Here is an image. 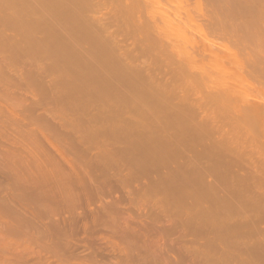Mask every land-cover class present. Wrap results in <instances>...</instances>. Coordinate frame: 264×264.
<instances>
[{
    "label": "rangeland",
    "instance_id": "1",
    "mask_svg": "<svg viewBox=\"0 0 264 264\" xmlns=\"http://www.w3.org/2000/svg\"><path fill=\"white\" fill-rule=\"evenodd\" d=\"M88 1L0 0V29L2 28L0 37L4 36V40H1L3 44H0L3 50L0 46V51L3 53L5 50L6 56L3 54L4 57L12 54L9 57L10 63H13L14 67L22 68L21 70L15 68L17 78L22 80L20 81L22 86L17 85L19 91L16 89L18 98L19 95L26 93L27 95H23V97L29 98L28 101L35 93L39 99L43 96L42 103L37 101L38 97L31 99V104H35L36 100L41 105L38 106L36 103L32 110L35 109V112L27 115L24 110H21L25 105L23 102L25 98L21 101L22 96L18 99L15 98L17 95L10 98L3 93L0 94V101H2L0 104L7 101V104L5 103V106L2 104V106L7 108V105L12 102L8 105L10 108H15L17 112L22 111L25 114L21 119L22 115L19 113V119L23 122H19V126L18 122V125H14V121L12 123L11 119L8 120L11 116L8 118L7 113L8 119L0 120V127L3 126L1 128L3 130L0 131L6 130L5 132H7L9 129L8 133L11 134L9 139H13L12 135H14L13 140L15 141L16 136L21 139L24 136L26 139V136L32 132L30 127H25L28 131L25 130L19 134L18 128L21 132L22 128L20 129V127L26 125L31 126L32 129L33 125V128L36 129H33L36 134L33 139H38L35 146H33L34 144L29 145L35 141L30 143L29 140H32L30 139L32 136L27 137L28 142L20 140L21 143L23 142L21 144L23 146L21 149L18 148L19 151L26 153L23 155H28V158L31 155L26 163H20L19 159H15L18 162L13 161L14 158H11L10 162L9 158L8 161L6 159V163L3 159L5 154L0 153V157H2L0 158V188L3 187L2 189L5 188L4 190L8 191L11 190L9 187H12L15 190L9 191L17 194L26 190L24 192L26 197H32V194L36 193V189L38 192L47 188L44 179H39L43 175L40 176L38 173H46L52 167L50 165L46 167L45 163L36 162V160L33 161L30 149L32 147L35 150L38 149L37 145H40L42 136H47L45 134L40 136L43 131L46 133L47 130L38 132L43 129L39 126L47 127L48 134L54 138V135H57L55 127L58 128L56 130H59L58 126L61 124L65 127L63 128L64 132L70 133L69 138L61 137L68 142L67 145L71 143L74 148L72 150L75 151L74 154L76 151L85 149L95 155L96 159L106 160V163L108 161L113 168L117 164L120 173L135 174L136 184L132 180L133 185L138 184L139 187L140 184L142 188L150 191L149 196L144 200H147L150 206L160 209L162 213L160 222L168 228L164 238L168 242L176 241V243L174 242L177 245L174 258L175 261L177 260V264H264V116L258 117L254 114L252 117V113L247 116L244 111L246 105H241L244 108L241 109L242 107H238L237 104L239 102V104H247L251 107L253 104V107L256 104H259L258 107L264 106V0ZM133 1L134 3L138 1V4L132 3ZM163 9L168 10L167 12L163 11L165 16L161 15L166 19L163 22L168 23V20L173 19L171 21L173 23L169 21V26L163 22L161 24L163 18H160V21L159 18L157 19L156 14H162ZM116 13L117 15H115ZM114 15L120 18L117 17L120 20L115 23L117 25L113 23L116 18H113V24L110 23V19L115 17ZM72 17L74 18L72 19ZM152 19L158 20L159 24H156L155 20L153 22ZM105 21L110 24L108 27L106 26V29H102ZM2 23L3 25H1ZM4 23L6 24L4 25ZM62 23L68 27L67 31ZM122 25H124L123 28L118 29ZM158 25L164 26L161 29L158 28ZM125 30L128 31L123 32ZM79 33L81 34L79 35ZM10 36L13 38L11 39ZM80 36L81 38H79ZM69 38L71 40L73 38L74 42ZM7 39L13 46L9 42V46L8 44L4 45ZM1 41L0 43H2ZM10 46L14 53L11 52ZM172 46L176 48L174 49ZM130 51H134V53ZM7 52L10 54L8 55ZM15 53L18 58L14 55ZM80 53L84 56L82 57ZM193 55L196 56V59L193 58ZM26 64L30 67L25 66ZM90 64L92 65L90 66ZM38 68L42 69L44 74ZM39 73L45 81H42L41 85L37 82L34 85L35 81L33 80ZM29 74L33 77L26 76ZM203 77H205L204 80ZM215 78L217 81H221L220 84ZM212 79L216 83L212 82ZM216 84L220 88L219 90L216 88ZM229 84L237 86L233 89L227 88L229 92L235 90L231 93L234 94L236 100L233 96L229 97L232 101H227L228 98L225 99L230 93L226 97L219 94L224 91L227 93L224 87ZM221 87L224 89L222 90ZM38 93L40 94L38 95ZM209 94L219 95L213 97ZM209 96L213 97L212 100ZM5 97L9 100H3ZM222 97L225 98L222 100ZM204 99H207V102ZM209 99L210 102H208ZM28 101L27 103H29ZM233 101L236 102L232 103ZM14 105L16 107H13ZM5 108H1L3 114L6 113L4 112ZM26 108L24 109L26 110ZM261 108L264 107L261 106ZM15 118L17 119L16 116ZM19 119L17 120L19 121ZM222 121L224 122L222 123ZM48 124H53V129L50 128V125L48 127ZM16 126H19L14 129L17 134L13 130ZM36 127L39 129L37 130ZM10 130H13L14 134ZM5 132L2 133L10 137V134L6 135ZM57 138L58 136L55 139ZM5 139L3 138L4 141ZM7 139L4 148L10 145ZM43 141L46 140L43 139ZM65 142L63 144H66ZM1 143L4 144V142ZM0 145L2 146V144ZM28 145L31 147L30 149L26 148L29 153L24 152V146L29 147ZM59 146L62 147V145ZM0 148L2 151L4 150L3 146ZM40 152L38 157L41 154L44 159V152ZM75 156L73 155V157ZM45 157L47 156L45 155ZM30 160L37 163L40 169L36 167L35 163V167L31 166L33 162ZM2 161H5L4 164ZM106 163L101 165H109ZM4 165L7 167L5 168ZM117 165L115 168H118ZM111 166L108 167L111 168ZM32 167L37 168L35 172ZM26 168H30L33 173H36L34 175L32 172L29 173L31 177L33 175L32 178L36 175L40 176L37 178L38 180L33 179L32 182ZM80 168L82 170V166ZM13 174L14 176L16 174L17 180ZM10 175L13 178L10 179ZM20 176L23 179L18 178ZM2 178L6 179L2 181ZM28 179L32 183L27 181ZM2 183H6V185ZM27 193L30 196H27ZM125 193L127 192L119 187L116 192L108 193L111 195L106 196L105 200L102 199V201L104 200L102 203H100L101 200H94L95 203L93 201L90 205L94 208L101 207L118 195L124 194L125 198ZM84 205L89 207L87 203ZM84 210L89 211L86 207ZM44 216L42 219L45 218ZM50 218L44 220L48 222ZM95 226L96 230L100 227L97 224ZM103 226L99 229L101 234H104L105 231L108 232L110 227ZM102 228H106V230ZM99 232L97 230L95 234L100 236ZM82 234L80 235L84 236ZM95 234L91 236L96 238ZM99 236L97 238H101ZM119 236L121 235L116 236L118 240ZM13 237L15 239V236ZM13 237L7 238L8 240L12 238V242L18 243ZM7 238L5 243L8 241ZM20 239L17 241H21ZM82 239L86 240V235ZM12 242L9 243L12 244ZM105 243H102L105 246V255L107 256L106 253L111 252L106 259L110 260L115 255L114 247H110V244L113 246L114 244L112 242ZM9 246L11 245H8L7 248ZM16 246H14L16 251L19 249L28 254H22V252L20 254L19 250L16 253L13 250L16 255L15 253L12 255L13 251L11 250L9 259L11 257L13 259V256L17 258L20 254L18 259L20 258L21 262L15 258L17 264H26L28 261L26 259L31 261L32 257L34 264H40L41 261L35 262V258H37L35 256H40L37 253L40 252V249L37 251L33 247V251L30 252L26 248L28 250L26 252L25 246L24 248L18 244ZM86 248L89 249L86 246H80L78 249L84 251ZM0 250L5 252V254L2 253V256L3 254L8 256L6 254L8 249L6 252L4 248L0 247ZM117 250H120L119 246ZM34 254L36 255L34 256ZM2 256L0 254V263L5 259L4 256L2 259ZM22 256H25L26 259ZM149 258L140 262L136 260L132 263L141 264L146 261L145 264H154ZM9 259H5L2 263L10 264L12 259L10 261ZM172 259L173 257L168 255L167 260ZM32 261L29 264H32ZM12 263H14L13 260ZM41 264L45 263L41 262Z\"/></svg>",
    "mask_w": 264,
    "mask_h": 264
},
{
    "label": "bare ground",
    "instance_id": "2",
    "mask_svg": "<svg viewBox=\"0 0 264 264\" xmlns=\"http://www.w3.org/2000/svg\"><path fill=\"white\" fill-rule=\"evenodd\" d=\"M67 1V0H66ZM70 1V0H69ZM85 1V0H84ZM87 1V0H86ZM90 1V0H89ZM88 1V2H89ZM94 1V0H93ZM96 1V0H95ZM104 1V0H103ZM107 1V0H106ZM135 1V0H134ZM134 1L132 2V3H134ZM143 1H145V0H143ZM147 1V0H146ZM145 1V2H146ZM60 2V1H59ZM58 2V3H59ZM83 2V1H82ZM105 2V1H104ZM138 1H136V3H137ZM72 3V2H71ZM84 3V2H83ZM95 3V2H94ZM98 3H99V1H98ZM136 3H134V4H136ZM92 4V3H91ZM138 4V3H137ZM140 4V3H139ZM66 5V4H65ZM88 5V4H87ZM93 5V4H92ZM131 5V4H130ZM70 7V6H69ZM72 7H74V6H72ZM131 7H132V5H131ZM131 7H129V8H131ZM61 8H63L62 6H61ZM76 8V7H75ZM133 8V7H132ZM66 9V8H65ZM72 9V8H71ZM61 10H63V9H61ZM87 10V9H86ZM58 11V10H57ZM80 11H82V10H80ZM150 11V10H149ZM163 11H165V9H163L161 12H163ZM168 11V10H167ZM167 11H165V12H167ZM63 12V11H62ZM65 12V11H64ZM67 12V11H66ZM157 12H160V11H157ZM60 13V12H59ZM77 13V12H76ZM75 13V14H76ZM151 13V12H150ZM154 14H156L155 12H153ZM170 13V12H169ZM78 14V13H77ZM153 14V16H156L157 15V19L160 21V18H163L162 20H161V24H162V22H163V20H166V19H164V17H162L163 15H164V12L161 14L160 13V15L157 13L156 15H154ZM166 14V13H165ZM62 15H63V13H62ZM68 15V14H67ZM115 15H117V13L115 14ZM114 15V16H115ZM118 15H120L119 13H118ZM160 17H159V16ZM162 15V16H161ZM56 16H57V14H56ZM66 16V15H65ZM73 16H74V14H73ZM76 16V15H75ZM112 16H113V14H112ZM165 16V15H164ZM168 16H170V15H168ZM57 17H59V16H57ZM118 17V16H117ZM117 17L115 16V17H111V22L109 21V20H107L108 22H110V23H112L113 21H114V19H115V21L113 22L114 23V25H117V24H115V23H118L117 22V20H119V19H117ZM67 18V17H66ZM69 18V17H68ZM67 18V19H68ZM74 17H72V19H73ZM78 18V17H77ZM114 18V19H113ZM152 18V17H151ZM154 18V17H153ZM165 18H167V17H165ZM170 18H172V17H170ZM170 18H168V19H170ZM81 19V18H80ZM109 19V18H108ZM78 20V19H77ZM153 20V22H154V20L155 21H157L156 22V24L159 22L158 20H156V19H152ZM173 20V19H172ZM171 20V21H172ZM60 21V20H59ZM79 21V20H78ZM120 21V20H119ZM169 21L170 20H168V23H169ZM170 21V22H171ZM1 22V21H0ZM61 22H63L62 20H61ZM67 22V21H66ZM76 22V21H75ZM106 22V21H105ZM122 22H123V19H122ZM69 23V22H68ZM77 23V22H76ZM75 23V24H76ZM109 23V24H110ZM112 23V24H113ZM126 23V22H125ZM168 23L166 22H163V24H166V25H168ZM171 23H173V22H171ZM6 23H4V25H5ZM60 24V23H59ZM63 24V23H62ZM61 24V25H62ZM80 24V23H79ZM83 24H84V21H83ZM105 24H107V22L106 23H104V26L103 27H101L102 29H106V26L108 27V25L109 24H107V25H105ZM111 24V25H112ZM155 23H154V25H156ZM159 24V23H158ZM1 25H3V23L1 24ZM68 25V24H67ZM82 25V24H81ZM119 25V24H118ZM121 25V24H120ZM126 25H127V23H126ZM170 25V24H169ZM168 25V26H169ZM65 26V23L63 24V27ZM70 26V25H69ZM83 26V25H82ZM100 26H101V24H100ZM100 26H98V27H100ZM123 26L124 25H122V27H119L118 29H120V28H123ZM159 26V25H158ZM157 26V27H158ZM162 26H164V25H161V27L159 26L158 28H161L162 29ZM62 27V26H61ZM76 27V26H75ZM79 27V26H78ZM118 27V26H117ZM126 27V26H125ZM165 27H167V26H165ZM164 27V28H165ZM59 28V27H58ZM65 28H66V31H67V26H65ZM110 28H111V26H110ZM168 28V27H167ZM2 29V28H1ZM0 29V30H1ZM62 29V31H63V28H61ZM73 29V28H72ZM71 29V30H72ZM95 29H97V28H95ZM5 30V29H4ZM65 30V29H64ZM74 30V29H73ZM80 30H81V28H80ZM87 30H88V28H87ZM92 30H93V28H92ZM122 30V29H121ZM124 30V29H123ZM94 31V30H93ZM93 31L91 32L92 34H93ZM108 31H109V29H108ZM115 31V30H114ZM126 31H128V30H125V31H123V32H126ZM4 32V31H3ZM2 32V33H3ZM7 32V31H6ZM14 32V31H13ZM119 32V31H118ZM5 33V32H4ZM63 33H64V31H63ZM70 33H71V31H70ZM74 33V32H73ZM98 34H99V32H97ZM115 33V32H114ZM113 33V34H114ZM0 34H1V32H0ZM9 34V33H8ZM81 33H79V35H80ZM84 34V33H83ZM102 34V33H101ZM100 34V35H101ZM112 34V35H113ZM119 34H121V33H119ZM125 34V33H124ZM123 34V35H124ZM127 34V33H126ZM131 34V33H130ZM12 35H13V33H12ZM63 35V34H62ZM67 35H68V33H67ZM111 35V34H110ZM128 35V34H127ZM126 35V36H127ZM85 36V35H84ZM91 36V35H90ZM97 36V35H96ZM122 36V35H121ZM129 36V35H128ZM4 37V36H3ZM3 37H0L1 39H0V41L3 39ZM70 37V36H69ZM76 37V36H75ZM78 37V36H77ZM103 37V36H102ZM107 37H109V36H107ZM111 37V39H112V36H110ZM114 37V36H113ZM5 38H7V37H5ZM10 38H11V36H10ZM13 38V37H12ZM11 38V39H12ZM57 39H58V36L56 37ZM68 38V37H67ZM67 38H66V40H67ZM71 38V37H70ZM69 38V39H70ZM79 38H81V36L79 37ZM82 38H83V36H82ZM86 38V37H85ZM89 38V37H88ZM87 38V39H88ZM93 38H96V37H93ZM100 38V37H99ZM126 39H127V37H125ZM60 39V38H59ZM75 39H77V38H75ZM4 40V39H3ZM71 40V39H70ZM81 40V39H80ZM92 40V39H91ZM95 40V39H94ZM98 40V39H97ZM99 40H101V39H99ZM114 40V39H113ZM13 41V40H12ZM58 41H60V40H58ZM72 42H74L73 41V38H72V40H71ZM85 41V40H84ZM96 41V40H95ZM103 41V40H102ZM184 41H185V39H184ZM2 42V41H1ZM6 42V43H5ZM4 42V45H6V44H8V46H9V39H7L6 41ZM9 42V43H8ZM13 42H15V41H13ZM78 42V41H77ZM81 42H83V41H81ZM101 42V41H100ZM176 42V41H175ZM66 43V42H65ZM76 43V42H75ZM79 44H81L80 42H78ZM180 44H182L181 42H179ZM0 44H3V42L2 43H0ZM11 44V43H10ZM15 44V43H14ZM171 44V43H170ZM176 44H178V43H176ZM175 44V45H176ZM136 45V44H135ZM1 46V45H0ZM11 46H13L12 44H11ZM10 46V49L12 48ZM133 47V46H132ZM131 47V48H132ZM4 48V47H3ZM7 48V47H6ZM172 48H174L173 46H172ZM176 48V47H175ZM174 48V49H175ZM134 49V48H133ZM1 50H3L2 49V46H1ZM135 50V49H134ZM5 51V50H4ZM4 51H3V53H2V51H0V94L1 93H3V94H5L6 95V97H12V96H14V95H17V96H15V98H18V93H16L17 91H16V89H17V85L19 84V86H22V84H20V83H22V82H20V81H22L21 80V78L19 79V78H17V71H16V69L17 68H19V67H14L13 66V63H10V59H9V57H10V55H12V54H8V52H7V54L9 55L8 57H4V56H6V54H4ZM14 50L13 49H11V52L12 53H14L13 52ZM175 51V50H174ZM130 52H133L134 53V51H130ZM20 53V52H19ZM85 53V52H84ZM3 54H4V56H3ZM21 54V53H20ZM81 54V53H80ZM130 54V53H129ZM16 57H17V55H16V53L14 54ZM82 55V54H81ZM89 55V54H88ZM84 55H82V57H83ZM88 57V56H87ZM91 57V56H90ZM189 57H192L191 55H189ZM196 57V56H195ZM194 57V55H193V58L194 59H196ZM8 59V61H7V59ZM11 58L13 59V56H11ZM18 58V57H17ZM20 58V57H19ZM79 58V57H78ZM193 58H191L193 61H194V59ZM86 59H88V58H86ZM191 59H189L190 60V62H191ZM14 60H16V59H14ZM20 60V59H19ZM18 60V61H19ZM75 60V59H74ZM83 60V59H82ZM22 61H24L23 59H22ZM79 61V60H78ZM84 61V60H83ZM87 61H89V60H87ZM16 62V61H15ZM21 62V60L19 61V63ZM25 62V61H24ZM77 62V61H76ZM93 62V61H92ZM91 62V63H92ZM23 63V62H22ZM27 63V62H26ZM94 63V62H93ZM14 64H16V63H14ZM86 64H88V63H86ZM97 64V63H96ZM99 64V63H98ZM102 64V63H101ZM17 65H18V63H17ZM20 65V64H19ZM23 65V64H22ZM92 64H90V66H91ZM100 65V64H99ZM25 66H28V64H26ZM79 66V65H78ZM102 66V65H101ZM24 67V66H23ZM30 66H28V68H29ZM36 67V66H35ZM39 67V66H38ZM80 68H81V66H79ZM16 68V69H15ZM27 68V67H26ZM78 68V67H77ZM79 68V69H80ZM94 68V67H93ZM101 68V67H100ZM20 70L22 69V68H19ZM18 69V70H19ZM33 69H34V67H33ZM37 69V68H36ZM39 69V68H38ZM98 69V68H97ZM42 70V69H41ZM40 69H39V71H41ZM92 70H94V69H92ZM96 70V69H95ZM100 70V69H99ZM24 71V70H23ZM30 71V70H29ZM35 71V70H34ZM38 70L36 71L37 73L39 72ZM81 71V70H80ZM91 71V70H90ZM89 71V72H90ZM32 72V71H31ZM30 72V73H31ZM88 72V73H89ZM41 73H42V71H41ZM23 74V73H22ZM42 74H44V73H42ZM94 74V73H93ZM209 74V73H208ZM24 75V74H23ZM211 75H214V74H211ZM18 76H19V74H18ZM26 76H31L30 74L29 75H26ZM41 75H40V73H39V75H37V76H35L36 78L33 80L32 78V80L33 81H35V84L34 85H36V82L39 84V85H41L42 84V81H45V79H42L41 77H40ZM208 76V75H207ZM216 76V75H215ZM19 77H21V76H19ZM31 77H33V76H31ZM211 77V76H210ZM24 78V77H23ZM204 78L205 77H203V80H204ZM29 79H30V77H29ZM209 79V78H208ZM216 79V78H215ZM218 79H220L219 77H218ZM25 80V79H24ZM31 80V81H32ZM203 80H201V81H203ZM26 81V80H25ZM30 81V82H31ZM207 82H208V80H206ZM212 82H214V83H216V81H217V79H216V81H214L213 79L211 80ZM27 82H29V80H27ZM205 82V81H204ZM206 82V83H207ZM210 82V81H209ZM217 82H219V80L217 81ZM221 82V81H220ZM220 82H219V84H220ZM224 82V81H223ZM32 83V82H31ZM27 84V83H26ZM44 84H45V82H44ZM224 84V83H223ZM226 85V84H225ZM213 86H215V85H213ZM212 86V87H213ZM231 86V87H230ZM236 85L234 84V86H232V84L230 85L229 84V86H225L224 88H226L225 90H227V93H222L221 91H219V92H221V93H219V94H221V96H223V95H225V97L227 96V94L228 93H230V95H228V97H222L221 99L223 100V98H225V99H227L228 98V100L227 101H232V100H230V98L229 97H231V96H233L234 97V94H232L231 92L233 91H235V90H231L230 92L228 91V87L229 88H231V89H233L234 87H235ZM41 87V86H40ZM45 87V86H44ZM220 87V86H219ZM237 87V86H236ZM216 88H218L217 87V84H216ZM223 87H221V89L223 90L224 89ZM21 89H22V87H21ZM43 89V88H42ZM220 88H218V90H219ZM235 89H237V88H235ZM18 90V89H17ZM217 90V91H218ZM19 91V90H18ZM46 91V90H45ZM216 91V92H217ZM21 92V91H20ZM44 94H45V92H43ZM236 93V92H235ZM2 94V95H3ZM30 94H32V93H30ZM40 93H38V95H39ZM47 94H49V93H47ZM51 94V93H50ZM49 94V95H50ZM212 94H213V92H212ZM211 94V95H212ZM219 94H214L215 96H217L218 97V95ZM237 94V93H236ZM235 94V95H236ZM8 95V96H7ZM24 95V94H23ZM23 95H21L22 97H23ZM25 95H27V93L25 94ZM24 95V96H25ZM36 95V96H35ZM35 95L33 96V94H32V96L33 97H35V99H37L36 97H38L37 96V94L35 93ZM210 95V94H209ZM210 95V96H211ZM214 95H212L213 97H214ZM20 95H19V98L18 99H20V98H22ZM31 96V95H30ZM209 96V97H210ZM2 97H4V95L2 96ZM6 97L3 99V100H5L6 99ZM32 97V98H33ZM43 96H41V98H42ZM50 97V96H49ZM213 97H210L211 98V100H212V98ZM13 98V97H12ZM24 98H25V101L27 100L28 101V99L29 98H27V97H23L22 99H20L21 101H23L24 100ZM27 98V99H26ZM31 98V99H32ZM41 98L39 99V97H38V99H37V101L39 102V103H42V101H41ZM47 98V97H46ZM8 99V98H7ZM6 99V100H7ZM31 99L28 101L29 103H27V101L25 102V101H23L24 103H25V105H23V109H21L22 111L24 110V112H26V114L28 115V114H32V112H35V109H34V111H32L33 110V108H34V106H36V103H37V105L39 106V105H41V104H39L35 99V101H34V103L35 104H31L30 103V101H31ZM216 99V98H215ZM231 99H233V98H231ZM234 99L236 100V98L234 97ZM5 100V101H6ZM9 100V99H8ZM14 100V99H13ZM206 102H207V99H204ZM11 101V100H10ZM20 101V102H21ZM214 101V100H213ZM216 101V100H215ZM218 101V100H217ZM2 101H0V103H1ZM4 102V101H3ZM7 102V101H6ZM6 102H4V103H2L4 106L7 104ZM19 102V101H18ZM18 102H16V103H18ZM22 102V104H24ZM208 102H210V99H209V101ZM234 102H236V101H233L232 103H234ZM6 103V104H5ZM12 103V102H11ZM10 103V104H11ZM44 103V102H43ZM2 104H0V120H2V118H7V113H8V118L11 116V118H7L8 120H10L11 119V122L12 121H14V125H18V123L19 122H22V118H23V115H25L24 114V112H22V111H18L17 112V110H15V108H10L8 105H10V104H8L7 105V108L9 107L10 109H12V110H10L9 108H8V111H7V108H5L4 106H2ZM18 104H20V103H18ZM22 104H21V106H22ZM27 104H29V106H27ZM31 104V105H30ZM236 104V103H235ZM237 104H238V107H242V106H245L246 108H245V113H246V115L248 116L249 115V113H252L251 114V116L252 117H254V114H256L258 117H262V116H264V108H261V106L262 107H264L263 105H261L260 107H258L259 106V104L257 105H255V107H253L254 106V104L252 105V107L250 106V105H248L247 106V104H239V102H237ZM242 105V106H241ZM26 106H27V108H26ZM236 106V105H235ZM257 106V107H256ZM13 107H16V105H14ZM19 107V106H18ZM4 109L5 108V111L4 112H6V113H4L3 114V112H2V109ZM24 108H26V110L24 109ZM36 108V107H35ZM236 109H238V108H236ZM241 109H244L243 107L241 108ZM240 109V110H241ZM14 110V111H13ZM20 110V109H19ZM240 110H239V113H240ZM1 112H2V114H1ZM10 112V113H9ZM12 112V113H11ZM16 112V114H14ZM22 112V113H21ZM238 112V111H237ZM19 113L22 115L21 116V119H19L20 118V115H19ZM242 113H243V111H242ZM241 113V114H242ZM14 114V115H13ZM224 114V113H223ZM4 117H3V116ZM245 115V114H244ZM244 115H241V116H243L244 117ZM245 115V116H246ZM14 116V117H13ZM15 116L17 117V119H19V121L15 118ZM221 116V115H220ZM223 117L225 116V115H222ZM237 116V115H236ZM251 116H249V117H251ZM15 118L14 120H12L13 118ZM238 117V116H237ZM251 117V118H252ZM220 118V117H219ZM222 118V117H221ZM220 118V119H221ZM226 118V117H225ZM239 118V117H238ZM264 118V117H263ZM7 119H5V120H7ZM243 119H245V118H243ZM249 119V118H248ZM247 119V120H248ZM258 119H260V118H258ZM257 119V120H258ZM262 119V118H261ZM15 120H17L16 122H15ZM226 120H228V119H226ZM252 120V119H251ZM4 121V120H3ZM221 121V120H220ZM225 121V120H224ZM224 121H222V123L224 122ZM242 122H243V120H241ZM245 121V120H244ZM250 121V120H249ZM260 121H262V120H260ZM7 122V121H6ZM9 122V121H8ZM18 122V123H17ZM228 122V121H227ZM245 122H247V121H245ZM3 123H5V122H3ZM10 123V122H9ZM13 123V122H12ZM23 123V122H22ZM21 123V124H22ZM244 123V122H243ZM250 123V122H249ZM253 123V122H252ZM1 125H4V124H1ZM5 125H7V124H5ZM4 125V126H5ZM51 127H50V126ZM58 125V124H57ZM56 125V126H57ZM60 126H58L59 127V130H56V129H58L57 127H55V124H54V127L56 128H54L55 129V131H56V134L57 135H54L55 137L53 138V136H50L49 134H48V129H47V127H41V126H39L40 128H43V129H41V131H38V132H42V130H44V129H46L47 131H46V133H43V132H45V131H43L42 132V134L40 135V136H42L43 134H45V135H47V136H42V138L43 137H45V138H43L44 140H46V141H43V139L41 138V143H45V144H41L40 143V145H37L38 146V149H39V151H38V149L36 148V150L32 147H30V146H32L33 144V146H35L36 144V142H37V140L36 139H33V136L34 135H36V134H34L35 132L33 131V129L34 130H36L35 128H33V125H32V129H31V126H22V127H20V129L22 128V130H21V132H20V130H19V126H20V123H19V126L17 127L16 126V128H13V130L14 129H17L18 130V133L19 134H22L25 130H27L28 131V129H25V127H30V130L32 131L31 133L33 134H31V133H29L28 134V136H26V139L24 138V136H22V139L21 138H18L19 136H16V138H15V141L13 140L14 139V135H12L13 137V139H9V138H11V134L10 133H8L9 132V129H8V131L7 132H5V131H2V132H5L6 133V135H7V133L8 134H10V137H7V136H5L1 131H0V138H2V140H0L1 142H4V144L3 143H1L0 142V144H2V146H3V148H4V145H6L5 144V141H6V139H7V141H9L10 142V145H8V146H5V148H4V150L2 151V149L0 148V153L1 154H5V157L3 158V159H5V161H6V159H7V161H8V158H9V162H10V159L11 158H14V159H12L13 161H17L18 159L21 161L20 163H22V162H27V160H29V158L31 157V155H29L30 157L28 158V155H25V156H27V157H25L23 154H26V153H21V151H19V149H21V147L23 146H21V144L26 140V142H28V140H27V137H30V136H32V138L30 137V139H32V140H29L30 141V143H31V141H34V142H32V144H29L28 146L29 147H26V146H24L25 148V151L23 150V148H22V150L24 151V152H28V150H26V148H28V149H30V154H33V158H32V160L33 161H35L36 160V162H40V163H45L44 165H46V167H47V165H50L52 168H49V169H51V170H49V171H47L46 173H38V175H40V176H42L43 175V177H40V176H38V175H36V176H34V178H32L33 177V175L34 174H36V173H33L32 171H31V169L30 168H26V169H28L27 171V173H28V175H30L29 173H33V175H32V177H31V175L29 176L30 177V180H32V182H33V179H35V180H38L37 178H39V179H44V183L46 182V189L45 190H43V191H38L37 192V189H36V193H34V194H32L33 196L31 197L28 193H27V196L29 195L30 197H26V194L24 193L26 190H24L23 192H19V194H17L16 192H10L11 190H13L14 188H12V187H9L10 186V184H8L7 185V187H9V188H11V190L9 191L8 189V191H6V190H4V189H2L3 187H2V185H1V187L2 188H0V238H2V239H0V240H2V241H0V247L1 248H4V250L7 252V249H8V253H6V254H8V256L6 257V255L4 256V254H5V252H1V250L3 251V249H1L0 250V254H1V256H2V253H4L3 254V256H4V258L5 259H9L8 257H10L11 256V254L12 255H14V253L16 252L17 253V251L19 250H15L14 248L15 247H17L16 246V244H18V245H20V246H23V248H24V246H25V249L26 248H28V250H30V252L31 251H33V247L38 251L39 249H40V252H37V253H39V255L40 256H35L36 254H34V256L35 257H37V258H35V262L37 263V262H39V261H41L42 263H45V264H133L132 262H134V261H141V260H145V259H147V258H151L152 259V261H153V263L154 264H177V260L175 261V258H174V255H175V252H176V246L177 245H175V243H176V241H174V240H170L169 242H168V240H166L165 238H164V234H165V232L167 231V229L168 228H166L167 226L166 225H164V224H162L161 222H160V220H161V211H160V209H158V208H156V207H153V206H150L149 205V203L147 202V200L145 201L144 199L147 197V196H149V192L150 191H148L147 189H145V188H142V186L139 184V187H138V184L137 185H133V183H131V182H133L132 180H134V183H135V174L134 173H130V174H122V173H120V171H119V167H118V165H117V167L118 168H115L116 167V165L114 166V168H113V166H111V164H109L108 163V161H107V163L109 164V165H104L103 164V166L101 165L102 163H106V160L104 161L103 159H96L95 158V155H92L90 152H88L87 150H85V149H82V150H79V151H76V154H74L73 152H75L74 150H72V149H74L73 147H72V145H71V143H69V145H67L68 144V142L66 141H64V139L61 137V136H63L65 139L66 138H69L68 137V135L70 134H67V132L65 131L64 132V130H63V128H65L63 125V127L61 126V124H59ZM241 125H242V123H241ZM251 125V124H250ZM42 126H45V125H42ZM48 127H50V128H52V126H53V124L51 125V124H48L47 125ZM239 126H240V124H239ZM244 126V125H243ZM242 126V127H243ZM3 126H1L0 127V130H3V129H1ZM15 127V126H14ZM24 127V128H23ZM39 127H36L37 128V130L39 129ZM249 127V126H248ZM49 128V129H50ZM53 129V128H52ZM243 129V128H242ZM13 130H10L11 132L13 131ZM51 130V129H50ZM23 131V132H22ZM59 131V132H58ZM17 131L16 130H14V133L15 134H17L16 133ZM248 132V131H247ZM13 132H12V134H14ZM59 133V134H58ZM249 134V133H248ZM50 136V138H49V136ZM242 135V134H241ZM9 136V135H8ZM58 136V138L57 139H55L56 137ZM60 136V137H59ZM70 136V135H69ZM246 136V135H245ZM250 136V135H249ZM249 136H248V138H249ZM241 137H243V136H241ZM3 138H6L5 139V141L3 140ZM17 138L19 139V141L17 140ZM34 138H35V136H34ZM39 138V140H40V137H38ZM62 138V139H61ZM244 138V137H243ZM54 141H53V140ZM59 139V140H58ZM63 140V141H61V140ZM242 139V138H241ZM11 140H13L12 142H11ZM20 140H24L22 143H21V141ZM55 140H56V142H55ZM43 141V142H42ZM59 141V142H58ZM39 142V141H38ZM58 142V143H57ZM60 142H62L61 144H60ZM66 143V144H63V143ZM8 143V142H7ZM48 143V145H46ZM9 144V143H8ZM25 144H27V143H25ZM59 145H62V147L61 146H59ZM65 145V146H64ZM1 145H0V147H2ZM12 146H14V147H12ZM70 146V147H69ZM65 147V148H64ZM66 147H69L68 149L66 148ZM19 148V149H18ZM63 148V149H62ZM65 149V150H64ZM71 149V150H70ZM40 151H43L44 153L43 154H45L47 157H45V155H44V159L41 157V154H39V156L40 157H38V153L40 152ZM72 151V152H71ZM29 153V152H28ZM41 153V152H40ZM71 153H73L72 155H71ZM0 154V155H1ZM3 154V155H4ZM73 155H76L75 157H73ZM43 156V155H42ZM35 157V158H34ZM0 158H2V157H0ZM2 159V160H3ZM15 159H17V160H15ZM32 160H30V161H32ZM1 161V160H0ZM4 161V162H5ZM7 161H6V163H7ZM32 161V162H33ZM4 162L2 161V163L4 164ZM12 162V161H11ZM18 162V161H17ZM16 163V162H15ZM34 163L35 162H33L32 164H31V166L33 165L34 167L36 166V165H34ZM82 163H85V164H83L82 165ZM106 163V164H107ZM35 164H37V163H35ZM100 164V165H99ZM2 165V164H1ZM8 165V164H7ZM80 165V166H79ZM98 165H99V168H98ZM113 165V164H112ZM3 166V165H2ZM5 166V165H4ZM28 166V165H27ZM30 166V165H29ZM28 166V167H29ZM30 166V167H31ZM82 166V170H81V167ZM83 166H85V167H83ZM101 166V167H100ZM108 166H111V168L110 167H108ZM7 166H5V168H6ZM36 167H38V169H40L39 168V165L37 164V166ZM44 167V166H43ZM1 168V167H0ZM33 168V167H32ZM41 168H42V164H41ZM97 168V169H96ZM101 168V170H99ZM107 168V169H106ZM29 169H30V171H29ZM35 169H37V168H35ZM35 169L33 168V171L35 172ZM102 169H104V170H102ZM2 170V169H1ZM3 170H4V167H3ZM7 170V169H6ZM99 170V171H98ZM26 171V170H25ZM4 172H7V171H4ZM97 172V173H96ZM99 172V173H98ZM7 173H9V172H7ZM11 173V172H10ZM3 174V173H2ZM4 174H6V173H4ZM16 174H17V172H16ZM16 174H15V176H14V174H13V176L16 178ZM20 174V173H19ZM18 174V175H19ZM22 174H24V173H22ZM1 175V174H0ZM4 176V175H3ZM7 176V175H6ZM13 176L11 177V175H10V179L11 178H13ZM22 176V175H21ZM18 177V178H22V177H26V176H22V177ZM9 178V177H8ZM27 178V177H26ZM3 179V178H2ZM6 179V178H5ZM5 179H3L2 181H4ZM9 179V180H10ZM23 179V178H22ZM25 179V178H24ZM8 180V179H7ZM13 180V179H12ZM15 180V179H14ZM16 180H17V178H16ZM19 180V179H18ZM29 179L27 180V181H30ZM41 180V181H42ZM26 181V180H25ZM26 181V182H27ZM62 181V182H61ZM1 182V181H0ZM31 182V181H30ZM31 182V183H32ZM35 182V181H34ZM3 184V183H2ZM29 184V183H28ZM136 184V183H135ZM3 185H6V183H4ZM6 187V188H7ZM119 187H121L123 190H125L127 193H125V198H124V194L121 196V195H118V197L116 196L114 199H111V200H109V201H107L108 203H106V204H104V205H102L101 207H96V208H94V207H91V202L93 203V201L95 200V201H97V200H101V202L100 203H102L106 198V196H110V195H108V193H111V192H116V190H118V188ZM45 188V187H44ZM15 190V189H14ZM13 190V191H14ZM22 190V189H21ZM39 190V189H38ZM17 191H19V190H17ZM33 191V190H32ZM31 191V192H32ZM24 193V194H23ZM36 194V195H35ZM107 194V195H106ZM105 198V199H104ZM102 199H104L103 201H102ZM145 202H144V201ZM95 201H94V203H95ZM125 201H129V202H125ZM106 202V201H105ZM143 202V203H142ZM148 204H147V203ZM84 203L86 204L87 203V205H89V207H87V206H85L84 205ZM125 203H129V205H127V204H125ZM131 203V204H130ZM147 205V206H146ZM150 207H149V206ZM86 208H88V212H86L84 209H85V207ZM150 208V209H149ZM43 215H45L44 217L46 218V219H48L49 220V217H51L50 218V221H48V222H46L44 219H42L43 218ZM48 215H50L49 217H47ZM51 215H53V216H51ZM43 221H45V222H43ZM81 221H83L82 223H81ZM99 225L100 227H99V229L102 227V225H104V226H106V228H108L109 226V231L108 232H106L105 231V233L103 234H101L99 231V229H97L98 230V232L100 233V236L99 237H101V238H97L98 236L95 234V232H97V230L95 229L96 228V226L95 225ZM100 224H102V225H100ZM95 226V227H94ZM103 226V227H104ZM108 226V227H107ZM98 227V226H97ZM106 228L104 229V228H102L103 230H106ZM111 228V229H110ZM113 229V230H112ZM81 231H82V233L84 234V236L86 235V237H87V239L86 240H83L82 238L84 237V236H81L80 234H82L81 233ZM104 232V231H103ZM82 234V235H83ZM92 234H95V236H96V238L95 237H92L91 235ZM16 235H18L17 236V238L20 236V235H22V236H24L25 238H23L22 236H20L21 237V239H20V237L18 238V239H20L21 241H17L18 239L16 238ZM80 235V236H79ZM88 235V236H87ZM101 235H103V236H101ZM117 235H121V236H119L120 238H119V240H118V238H116V236ZM13 237V236H15V239H14V237H13V239L14 240H16V242H18V243H15L14 241V243H15V245H14V243L12 242V238L11 239H9L8 240V238H10V237ZM76 236H78L79 238H77ZM8 237V238H7ZM82 237V238H81ZM6 238H7V243H5L6 242ZM22 238H23V240H22ZM74 238H76V240H74ZM4 239H5V241H4ZM79 239H82V240H80L81 242L83 241V243H84V245H82L83 243H81L80 241H79ZM115 239H117V240H115ZM120 239H121V242H120ZM23 241V242H22ZM103 241V242H102ZM2 242H3V244H2ZM9 242H12V244H10ZM105 242H109V243H111L112 242V244H114V246L113 245H111L110 244V247H114L113 248V252L115 253V255L112 257V259L110 258V260L108 259H106L107 258V256H108V254L110 253L111 254V252L109 251V252H107L106 254H107V256L105 255V246H104V244H102V243H105ZM120 242V243H119ZM170 242H171V244H170ZM175 242V243H174ZM4 243H5V246H4ZM9 243V244H8ZM22 243V244H21ZM11 245V246H9L10 247V249H9V247L7 248V246L8 245ZM106 244V243H105ZM1 245H3V246H1ZM12 245H14L13 246V248H12ZM120 247V250L118 251L117 250V248H118V246ZM20 246H18V248H21ZM36 246H38V247H36ZM42 247V248H40V247ZM80 246H86V247H88L89 249L87 250V248L84 250L85 251V253H83L84 251H80V249H78V248H80ZM38 248V249H37ZM104 248V249H103ZM17 249V248H16ZM32 249V250H31ZM34 249V250H35ZM178 249V248H177ZM11 250L13 251V250H15V252L13 251V253L11 252ZM27 249L25 250L26 252L28 251ZM43 250V251H42ZM79 250V251H78ZM9 251L11 252V254L9 253ZM42 251V252H41ZM138 251V252H137ZM143 251H144V253H143ZM20 252V254H21V252H22V254L23 253H25V252H23V251H18V253ZM29 252V253H30ZM82 252V253H81ZM86 252H88V253H86ZM172 252V253H171ZM16 253H15V255H16ZM34 253H35V251H34ZM41 253V254H40ZM171 253V254H170ZM19 254V256L18 257H20L21 255ZM25 254H28V253H25ZM109 254V255H110ZM10 255V256H9ZM18 255V254H17ZM105 255V256H104ZM168 255H171L172 257H173V259L172 260H170V261H168L167 260V257H168ZM3 256H2V259H3ZM26 256V255H25ZM25 256H22L23 258L25 257ZM32 256V255H31ZM18 257L16 258V256L14 257L13 256V259H12V257H11V259L13 260V262L14 263H16L17 264V261H16V259H18ZM22 257H21V259H22ZM39 257V258H38ZM104 257V258H103ZM176 257V256H175ZM1 258V257H0ZM16 258V259H15ZM26 258H27V256H26ZM26 258H24V259H26ZM31 258V257H30ZM149 258V259H150ZM4 259V260H5ZM11 259H9V261L11 260ZM15 259V260H14ZM39 259V260H38ZM106 259V260H105ZM4 260H2V261H4ZM12 260L10 261V264L12 263ZM19 261H20V258L18 259ZM26 260H28L27 262H26V264H29L32 260L34 261V259H33V257H32V260L31 261H29V259H26ZM2 261H1V263H2ZM8 261V262H9ZM22 261H23V259H22ZM33 261H32V264H34L33 263ZM148 261V260H147ZM152 261H150V262H152ZM21 262V261H20ZM24 262V263H25ZM41 262H40V264H41ZM0 263V264H1ZM7 263V262H6ZM5 263V264H6ZM14 263H12V264H14ZM19 263V262H18ZM146 263V261L143 263V262H141V264H145ZM2 264H4V263H2ZM20 264V263H19ZM21 264H23V263H21ZM37 264H39V263H37ZM137 264V263H136ZM149 264V263H148ZM152 264V263H151Z\"/></svg>",
    "mask_w": 264,
    "mask_h": 264
}]
</instances>
